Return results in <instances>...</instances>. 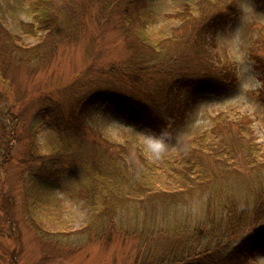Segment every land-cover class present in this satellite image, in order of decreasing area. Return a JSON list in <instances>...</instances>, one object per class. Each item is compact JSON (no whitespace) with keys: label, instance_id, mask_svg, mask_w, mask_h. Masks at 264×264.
Wrapping results in <instances>:
<instances>
[{"label":"rangeland","instance_id":"374dc122","mask_svg":"<svg viewBox=\"0 0 264 264\" xmlns=\"http://www.w3.org/2000/svg\"><path fill=\"white\" fill-rule=\"evenodd\" d=\"M31 1L0 0V162L3 159L5 162L0 168V191L13 203L10 210H0V264H133L146 251L151 253V259L166 255L191 232L183 233L180 229L188 221H197L201 203L211 194L193 190L187 197L167 200L155 195L151 201L120 205L112 197L107 198L108 205H118V215L108 216H116L118 232L110 233L105 221L93 217L90 227L99 232L102 226V232L87 237L85 220H81L84 216L81 202L85 199L89 171L93 172L95 167L85 141L95 146L96 138H100L141 148L154 165L149 173L153 187L159 194L165 191L175 194L177 186L170 180L172 168L187 160L182 158L186 141L209 131L216 117L233 121L240 115L252 121L255 142L260 146L259 159L264 163V104L257 98L262 87L261 74L254 69L251 57L257 42L264 43V6L252 0H212L220 9L229 7L228 19L205 39L206 34L201 31L198 41L204 39L202 53L212 64L225 65L235 74V86L217 94L202 95L168 138H155L147 128L125 123L109 107L99 106L84 116V124L90 130L86 136L83 133L80 137L62 138L41 117L40 108L49 106L54 115L63 116L69 123V112L85 93L88 87L85 85L112 84L116 90L133 91L125 77L98 71L105 65H123L128 53L122 38L110 25L97 41L98 47L91 51L88 46V35L94 30L91 24L87 25L90 29L86 38L72 47L61 45L52 54L55 58L33 59L11 52L10 35L4 31L19 39L14 45L19 49L38 46L45 36V33L33 35L19 30L21 23L32 21ZM144 3L151 39L168 34L183 20L191 25L197 22L198 0H144ZM5 120L8 128L2 125ZM206 140L215 148L220 145V139L214 136H207ZM197 148L196 144L193 149ZM35 152L69 156L74 167L57 168L54 178L34 182L32 189L26 190L20 179L25 168L22 162L33 158L29 155ZM254 174L264 175V164ZM239 194L246 196V190L234 196ZM1 202L10 206L6 200ZM35 229L45 233L44 237ZM123 230H127V235ZM250 264H264V253L258 254Z\"/></svg>","mask_w":264,"mask_h":264},{"label":"trees","instance_id":"16d2710c","mask_svg":"<svg viewBox=\"0 0 264 264\" xmlns=\"http://www.w3.org/2000/svg\"><path fill=\"white\" fill-rule=\"evenodd\" d=\"M252 1L264 6V0ZM31 2L32 21L21 23L19 30L33 35L45 33V36L38 46L19 49L14 46L19 39L4 31L10 35L11 52L33 59L55 58L52 54L61 45L72 47L86 38L90 29L87 25L91 24L94 27L93 33L88 35L91 51L98 47L97 41L110 25L122 38L128 53L123 65H105L98 71L125 77L133 91H119L112 84L106 87L103 83L85 85L88 86L85 93L69 112V123L63 116L54 115L49 106L40 108L41 117L62 138L66 135L80 137L83 133L86 136L90 130L83 119L95 106L109 107L119 120L147 128L155 138H168L171 131L185 121L190 108L202 95L217 94L235 86V74L225 65L212 64L202 53L203 41L209 32L228 19L226 10L229 7L220 9L215 1L198 0L196 23L191 25L183 20L178 28L152 39L147 33L148 12L144 0ZM201 31L206 36L199 42ZM257 45L252 48L251 57L254 69L261 74L262 87L257 91V98L264 104V43L260 41ZM6 124V120L2 122L3 127L8 128ZM207 136L219 138L220 145L215 148L206 140ZM255 141L252 121L246 117L238 115L233 121L214 118L209 131L186 141L182 158L187 160L172 168L170 180L177 186L175 194L166 191L159 194L153 187L149 173L154 165L141 148L100 138H96L95 146L85 141L95 167L93 172L89 171L85 199L81 202L85 235L102 232L101 224L99 232L90 227L93 217L105 221L110 233H117L116 216H108L118 215L116 207L122 203L151 201L155 195L167 200L182 198L198 190L209 192L211 196L201 203L197 221H188L180 229L183 233L191 232L177 241L166 255L151 259V253L146 251L143 258L133 264H250L258 254L264 253V175L254 174L264 163L259 159L260 146ZM196 144L199 148L194 150ZM29 156L33 158L22 162L25 168L20 178L26 190H31L34 182L54 178L57 168L74 167L69 156L38 155L36 152ZM242 190H246V196H234ZM110 197L119 204L108 205L105 200ZM2 200L8 201L10 206H5ZM12 205L9 197L0 191V210H10ZM123 233L127 235V230Z\"/></svg>","mask_w":264,"mask_h":264},{"label":"clouds","instance_id":"9594fccd","mask_svg":"<svg viewBox=\"0 0 264 264\" xmlns=\"http://www.w3.org/2000/svg\"><path fill=\"white\" fill-rule=\"evenodd\" d=\"M243 86V85H242Z\"/></svg>","mask_w":264,"mask_h":264}]
</instances>
